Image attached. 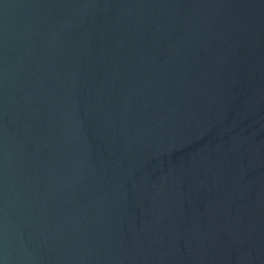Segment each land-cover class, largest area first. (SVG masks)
I'll use <instances>...</instances> for the list:
<instances>
[{"label": "water", "instance_id": "95a60500", "mask_svg": "<svg viewBox=\"0 0 264 264\" xmlns=\"http://www.w3.org/2000/svg\"><path fill=\"white\" fill-rule=\"evenodd\" d=\"M0 264H264V0H0Z\"/></svg>", "mask_w": 264, "mask_h": 264}]
</instances>
